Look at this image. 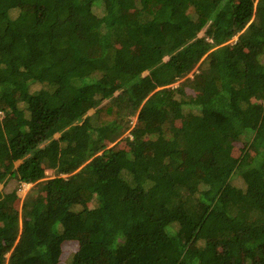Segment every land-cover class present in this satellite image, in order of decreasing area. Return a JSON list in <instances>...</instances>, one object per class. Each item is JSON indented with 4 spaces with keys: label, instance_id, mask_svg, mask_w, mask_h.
Segmentation results:
<instances>
[{
    "label": "trees",
    "instance_id": "trees-1",
    "mask_svg": "<svg viewBox=\"0 0 264 264\" xmlns=\"http://www.w3.org/2000/svg\"><path fill=\"white\" fill-rule=\"evenodd\" d=\"M0 185V264H264V0H0Z\"/></svg>",
    "mask_w": 264,
    "mask_h": 264
},
{
    "label": "rangeland",
    "instance_id": "rangeland-1",
    "mask_svg": "<svg viewBox=\"0 0 264 264\" xmlns=\"http://www.w3.org/2000/svg\"><path fill=\"white\" fill-rule=\"evenodd\" d=\"M237 39V36L233 38V40L235 41ZM230 42H232V40H230ZM197 71L194 70L192 72H190L186 78H190L194 75V72ZM186 78H183L182 80H180L179 82L173 84L172 86H178L182 81H184ZM137 124V121L136 119H134L132 121V126H135ZM130 134V130H128L126 132V134L124 135V137H126L127 135ZM116 144V146L118 148H123V147H126V143H125V140L122 139L121 141H117L113 144L111 143H108V145L111 147V146H114ZM20 162V161H19ZM19 162H16V164H19ZM55 174V171L53 169H48L47 170V176L48 177H53ZM23 187L20 188V193L21 195H27L29 190L32 188V184H25V185H22ZM4 188L3 185H0V190H2ZM79 248V243L77 241H67L63 244V254L61 256V260L59 262V264H69V261L72 257V254Z\"/></svg>",
    "mask_w": 264,
    "mask_h": 264
},
{
    "label": "clouds",
    "instance_id": "clouds-1",
    "mask_svg": "<svg viewBox=\"0 0 264 264\" xmlns=\"http://www.w3.org/2000/svg\"><path fill=\"white\" fill-rule=\"evenodd\" d=\"M112 147V146H111Z\"/></svg>",
    "mask_w": 264,
    "mask_h": 264
}]
</instances>
